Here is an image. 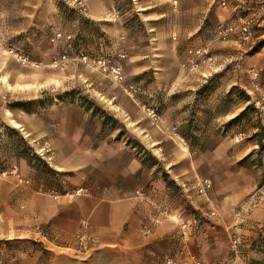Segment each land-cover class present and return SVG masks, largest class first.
<instances>
[{"label":"crops","instance_id":"1","mask_svg":"<svg viewBox=\"0 0 264 264\" xmlns=\"http://www.w3.org/2000/svg\"><path fill=\"white\" fill-rule=\"evenodd\" d=\"M221 1L228 5L221 13L224 18L238 16L258 5L256 0ZM47 2L0 0V75L8 65L1 51L6 39L21 34L25 37L28 31L31 33L27 37L32 38L36 35L34 27L51 25L54 17H50ZM71 2L78 3L79 8L82 3L91 19L103 23L110 44L105 51L124 77L148 72L155 75L156 82L143 90V95L152 97L160 89L164 96L172 97L185 90L192 96L191 106H182L178 103L181 100L177 101L181 109L177 115L172 110L174 104L166 102L164 109L167 110L160 116L162 123L169 124L164 126L157 143L162 159H166L165 155L168 158L165 173L170 183L162 180L155 168L149 167L131 149L99 143L97 121L78 104H54L34 114L17 110L10 118H6V110L0 107V124L15 122L14 127L24 131L37 153L46 157L56 176L69 179V186L61 190L71 186L78 189L75 195L68 193L55 198L52 194L58 189L40 178H31V170L23 159H10V165L18 166L32 181L21 187L14 177H0V240L30 237L56 249L79 253L110 248L126 250L134 257V264H161L165 256L181 245L180 224L193 222L196 236L189 244L190 252L205 264H264V148L257 150L261 139L257 133L264 126V114L252 113L247 118L244 113L253 104L257 108L263 104L264 43L260 38L264 36L254 34L251 44L259 43V46L250 54L238 37L213 43L217 58L226 54V63L232 59L235 62L224 72L221 67L225 65L221 63L212 67L210 77L221 72L231 76L219 83L211 80L208 95H202L199 89L207 80L200 72L177 69V62L187 58L183 45L190 37L194 45L201 43L205 32L200 30L212 23L217 12L215 0H150L144 5L134 0L135 8L141 5V11L167 3L158 13L154 11L156 14L142 33L124 23L116 0ZM261 25L264 26V20ZM218 46L232 48L233 56L227 51L217 53ZM52 58L43 54V59ZM256 71H262L261 77L249 85L245 82L246 74L251 76ZM12 76L16 81L19 79L17 73ZM195 78L200 82H194ZM36 79L40 82L46 77L39 74ZM26 82L30 80L18 83ZM0 88L4 87L0 85ZM237 88L253 91L254 96L248 101L230 96ZM113 105L123 107L125 119L134 122L124 105L118 102ZM186 108L187 113L189 108L192 111L186 114ZM188 124L190 136L181 132ZM174 137L184 144L177 147L176 160L170 159V146L164 142ZM191 137L202 138L203 146L192 148L185 141ZM203 179L212 183L207 198L196 196L192 190ZM44 185L48 188L42 190ZM255 200L257 207L250 217L234 229L235 213L249 208ZM212 211L217 212L216 218L210 215ZM206 214L210 219L208 228L200 220L197 225L196 218ZM157 220L161 221L157 224ZM82 228L90 238L85 249L79 246L78 240ZM233 232L242 240L238 256L230 249L229 238Z\"/></svg>","mask_w":264,"mask_h":264},{"label":"rangeland","instance_id":"2","mask_svg":"<svg viewBox=\"0 0 264 264\" xmlns=\"http://www.w3.org/2000/svg\"><path fill=\"white\" fill-rule=\"evenodd\" d=\"M116 1L117 6L120 7L119 12L124 19V23L128 26L132 25L134 31L139 33L145 32L144 29L147 26V22L151 20L153 15L161 11V7L167 4L158 3V5L141 11V5L149 3L150 0H137V3L141 4L139 5L140 7H137L138 9L134 6V0ZM256 1L258 5L251 11L242 12L235 17L224 18L221 17V13L224 11L221 4L223 1L215 0L217 12L214 14L212 23L200 30V33L202 31L205 32L201 43L198 42L199 44L194 45L192 43L193 37H190L185 45H183L185 53L187 50V58H181L177 62V69H183L187 72L191 71L189 68L190 55L188 53L191 49L207 47L214 57L212 62H208L206 58L201 57L199 69L194 72L195 74H199L200 72V75L207 80L206 84L203 83V87L199 89L202 95H208L207 90L211 80V83H219L225 78H230L231 75L228 73L222 74V72L235 62L232 59V61H227L229 63H226L224 60V57H227L226 54L222 56L218 54L219 57L217 58L215 49H213V43L227 42L231 37H238L239 40L242 38L240 30L234 34H227L221 37L218 34L219 27L229 23L238 24L240 18H253L254 23L251 24L252 37L254 34L259 37L264 36V26L261 25L264 20V1ZM47 6L51 8L50 17H54L51 25L41 26L40 28L34 27L36 35L32 38L27 37L31 33V31H28L25 37L22 34L10 37L2 44L3 49L1 51L8 65L0 75V85L4 87L0 88L4 89V92L0 91V107L6 110V118H10L13 112L17 110L24 111L26 114H34L40 113L54 104H78L85 110L86 114L97 121L100 130L99 143L102 142L109 146L115 145L131 149L149 167H154L155 173L162 177V180L170 183L169 177L165 173L168 170L166 169L168 158L165 155L164 158L166 159H162V155L158 151L159 143H157L161 140L159 136H161L162 130H165L164 126H169V124L162 123L160 116L165 110L166 102L167 104H174L175 109H172L174 115L179 114V110H181L176 105L178 100H181L178 103H181L182 106H186V104L191 106L192 103L190 101L192 96L187 92L188 90L174 93L175 95L172 97L168 95L164 96V91H160V89L157 92H153L151 94L152 97L143 95V90L148 89L156 82V77L152 72L134 77H124L123 75V80L118 82L93 63L97 58L104 57L110 59L113 64L111 55L105 51L106 46L110 44L107 42L106 33L102 27L103 23L91 19L86 10L87 7L79 8L78 3H72L71 0H48ZM154 11H156L155 14H153ZM256 11L259 14L254 16ZM59 34L61 37H57ZM260 40L264 43V37L260 38ZM251 41L252 38L249 42L242 45L244 49H247L249 54L259 46V43L251 44ZM126 48H128L127 44ZM217 48V53L227 51L229 56L231 54L233 56V53H230L233 52L232 48L220 46ZM65 52L68 54L82 53L88 55L91 59V64L77 62L64 68L53 67L54 61ZM43 54L45 56H53V58L43 59ZM219 63L223 66L225 65V67H221L223 71H219L221 73H217V76L210 77L209 72L212 71V67H217ZM229 71L231 70L229 69ZM261 72L256 71L255 73H258L257 76L254 73L252 74L255 79L247 73L245 82L249 85L252 84L254 80L260 79ZM16 73L19 77L17 81L12 76V74ZM39 74L46 77V80L39 82L36 79V76ZM50 78L54 81L49 80ZM21 80H30V82H26L27 84L18 83ZM193 81L200 82L197 78ZM14 83H16L15 86H13ZM249 87L248 89L251 90ZM244 89L240 90V88H237L235 91L232 90L230 96H234V98L242 101L250 100L254 96V92H248ZM113 102L124 105V109L134 119V122L126 120L124 117L125 112L122 110L123 107H115ZM262 107V104H259L258 108L253 104L244 113L247 118L254 113H258L259 115L264 114ZM221 108L224 109V105ZM225 108L227 107L225 106ZM148 109L155 110L157 120L149 115ZM185 111L186 114H189L192 110L189 108L187 113L186 108ZM7 122H9V119ZM14 126L15 122H2L0 124V151L3 156L2 158H4H0V168L3 170L17 168L21 173L20 168L16 165L11 166L9 160L14 158L23 159L31 170L30 177H34L37 180L40 178L46 181L47 185L54 186V188L58 189L56 192L58 197L68 195V193L75 195L74 193L78 189H75L76 187L74 186L66 187L71 189L61 190L63 186H69V179L56 176L48 160L44 159L46 157L37 153L30 138L26 137L23 130ZM174 126H178V124ZM186 126L188 127L183 128L181 132L186 136H190V125ZM257 134L261 137L259 139L260 146L257 149L260 151L264 148V126H261ZM185 141L195 149H200L204 143L202 138L191 137ZM164 142L170 146V159L176 160L177 155L174 154L178 146L180 148L183 147V142L175 137L167 139ZM21 175L27 183L18 184V186L30 185L32 179L28 178L24 173H21ZM8 177L12 176L3 178ZM46 188L48 187L44 185L42 190ZM192 190L196 196L207 198V196L200 195L197 190ZM56 194H52V196L54 197ZM206 213L208 214V212ZM207 214L203 218L197 217L196 224L198 225L200 220L207 224L208 228L210 219ZM0 264H134V257L126 250L112 248L86 250L81 253L56 249L47 242L41 243L34 240V238L27 237L21 239L14 236L9 241L5 238L0 240Z\"/></svg>","mask_w":264,"mask_h":264},{"label":"built area","instance_id":"3","mask_svg":"<svg viewBox=\"0 0 264 264\" xmlns=\"http://www.w3.org/2000/svg\"><path fill=\"white\" fill-rule=\"evenodd\" d=\"M264 1V0H262ZM223 8H227V3L223 1L222 3ZM82 7L84 5L80 3ZM259 12L256 11L254 13V16L258 15ZM254 23L253 18L252 19H246V18H240L238 24L235 23H229L225 26H221L218 28V34L221 37L226 36L227 34H234L238 30H240L242 34L241 38V45L246 44L250 41L252 38V32H251V24ZM57 37H61V35H57ZM55 40V39H53ZM190 55V62H189V68L191 71L195 72L199 69V60L201 57L206 58L208 62H212L214 57L211 54L210 50L207 47H200L198 49H191L189 50ZM84 63V64H91V59L88 55L85 54H78V53H72L68 54L67 52L61 54V56L56 59L53 63V67L55 68H64L70 64L73 63ZM96 64L99 68H101L104 72L111 75L115 80L118 82H121L123 80V75L118 66H115L112 64L111 60L104 57H99L93 62ZM255 76L258 75V73H254ZM262 108L264 109V96L262 97ZM149 115L152 118H155L157 120V114L155 110L148 109ZM12 176L16 180L17 184H23L27 183L19 170L17 168H12L10 170H3L0 168V177H7ZM195 189L200 195L208 196L209 191L212 189V183L207 180H198L196 182ZM55 198H57V194L54 195ZM257 207V201L255 200L247 209H242L240 211H237L235 213V217L237 220V224L234 226V229H237V227L242 224L247 218L250 217L253 210ZM210 215L214 218H216L217 212L212 211ZM161 220H157L156 223L158 224ZM238 225V226H237ZM211 227L213 225L211 224ZM233 228V227H232ZM85 228H82L78 234V240H79V246L82 249H85V244L89 241L90 238H87V235L84 232ZM180 230H181V245L180 248H178L175 252L165 256L161 264H205L202 260H200L198 257L192 255L189 251V244L191 243V239L195 236V226L193 223L189 222H183L180 224ZM230 249L231 252L235 255H241V249H242V240L240 238V235L237 232H233L230 234ZM264 253V250H263ZM224 264V263H219Z\"/></svg>","mask_w":264,"mask_h":264}]
</instances>
